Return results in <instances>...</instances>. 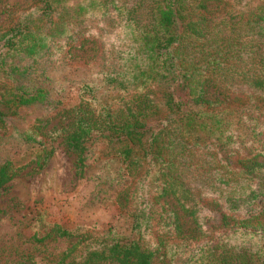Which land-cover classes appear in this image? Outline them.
I'll return each mask as SVG.
<instances>
[{
	"label": "trees",
	"instance_id": "trees-1",
	"mask_svg": "<svg viewBox=\"0 0 264 264\" xmlns=\"http://www.w3.org/2000/svg\"><path fill=\"white\" fill-rule=\"evenodd\" d=\"M57 2L61 0L34 2L40 16H20L0 32V134L42 143L53 132H45L49 121L63 106L57 113L42 111L47 96L34 81L88 43L100 44L108 66L104 79L113 97L91 101L96 106L85 99L69 125L55 132L64 133L66 147L76 154L79 175L86 166L87 142L99 133L124 168L141 177L135 190L126 185L118 194V199L125 197L124 206L134 201L129 213L137 237L98 241L79 257L68 253L57 264H151L167 240L164 233L176 235L181 228L177 212L162 199L172 198L201 236L226 229L235 213L245 212L248 218L254 200L264 199V182L257 179L241 190L231 184L235 193L232 188L219 192L217 185L230 177L215 165L222 162V148L240 152V159L248 161L264 154V139L257 141L264 126V0L79 3L81 10L97 5L101 16L128 27L130 36L122 40L112 34L104 39L107 30L94 28L93 18L90 23L78 14L63 18L62 9L57 14L63 5ZM122 46L128 52L121 57L123 67L116 69L111 56ZM210 87L216 96L208 97ZM45 157L38 156L36 165ZM254 165L228 172L253 179L261 164ZM18 167L0 154V186ZM211 220L218 221L216 227ZM57 231L65 233L61 227ZM200 251L215 255H204L214 261L207 264H264L248 250L226 249L219 238L207 239Z\"/></svg>",
	"mask_w": 264,
	"mask_h": 264
},
{
	"label": "rangeland",
	"instance_id": "rangeland-1",
	"mask_svg": "<svg viewBox=\"0 0 264 264\" xmlns=\"http://www.w3.org/2000/svg\"><path fill=\"white\" fill-rule=\"evenodd\" d=\"M37 1L0 0V32L20 16H40V11L34 9L33 5ZM87 1L61 0L55 3L63 5L57 14L62 9L60 14L64 15L63 18L68 13L78 14L81 21L86 20V23H90L93 18L94 28L107 30L104 39L111 34L115 39L117 35L118 40L129 38V28L119 26V22L110 16H101L99 6L92 5L83 10L78 7L79 3L85 4ZM81 29L88 31L85 23ZM127 52L128 47L122 46L116 47L112 53V64L116 69L123 67L121 57ZM107 69L101 45L88 43L84 49L75 52L72 58L52 66L43 77L34 81L42 86L47 96V105L42 106V111L47 109L57 113L63 106V111L52 118L45 129L46 133L50 129L53 132L48 133L42 143H27L0 134V154L3 153L19 166L13 176L0 186V264H57L68 253L79 257L98 241L115 239L125 242L137 237L129 213L134 201L130 199L124 206L125 197L120 194L118 199V194L126 185L132 188L131 191L135 190L141 177L132 176L131 171L124 168L118 155L106 147L99 133H93L87 142L86 166L83 174L79 175L76 154L66 147L64 133L55 132L69 125L74 115L84 108L85 99L90 100L88 103L91 106H96L91 101H107L113 97L115 92L107 88L104 79ZM207 95L214 97L217 92L210 87ZM24 122L25 119L18 121L17 126H22ZM260 130L257 141L261 142L264 139V126ZM220 152L222 162L227 166L222 165V162L215 166L227 172L224 174L230 177V182L224 177V181L217 185L219 192L224 188H232L235 193L232 185L241 190L244 184L254 186L257 179L264 182V154L248 161L240 159L242 157L237 151L229 152L222 148ZM44 155L46 157L42 165H36V158ZM252 162L255 163L254 167L257 162L261 164L256 167L255 173L259 177L249 179L245 173L236 175L231 170L228 172L234 166L239 168ZM227 181L230 186L225 183ZM160 202H166L169 208L177 212L181 228L176 235L164 233L168 234L167 240L151 264L214 262L206 260L204 255H215L200 251L204 242L211 237L222 239L225 248L233 253L248 250L252 252L253 258L258 256L264 259V199L254 200L253 208L246 216L248 218L243 217L245 212L235 213L226 229H215L204 236L199 234L192 218L172 198ZM210 223L216 227L218 221L211 220ZM57 227L64 229L65 233L60 234ZM256 250H259L258 254Z\"/></svg>",
	"mask_w": 264,
	"mask_h": 264
}]
</instances>
